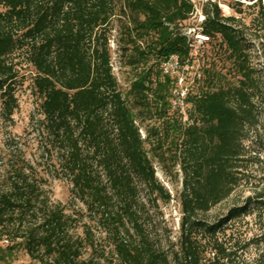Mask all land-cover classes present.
<instances>
[{"label":"trees","instance_id":"16d2710c","mask_svg":"<svg viewBox=\"0 0 264 264\" xmlns=\"http://www.w3.org/2000/svg\"><path fill=\"white\" fill-rule=\"evenodd\" d=\"M244 1L251 3L248 8H259L263 34L258 39L264 53L263 2ZM245 2H236L240 15ZM193 12L190 0H0V99L5 114L11 117L17 108L12 57L21 53L35 70L38 127L46 133L49 150L58 154L60 174L95 220L77 234L79 216L51 202L43 180L29 165V173L26 166H14L0 190L4 259L23 250L38 264H225L226 253L216 240V255L205 260L198 236L215 238L249 206L234 208L213 224L201 216L232 193L234 161L242 154L245 127L254 118V100L264 108V92L251 61L254 45L237 26L239 19L224 17L217 3L208 1L202 8L208 47L223 51L240 79L219 86L222 76L205 69L201 90L188 96L189 121L170 114L172 80L159 66L174 55L182 64L188 59L182 30ZM117 15L126 22L124 35L131 46L125 50L130 53L127 65L139 70L126 94L111 66L110 24ZM130 97L150 113L155 107L160 128L151 129L145 139L128 105ZM146 142L152 144L153 159L167 157L183 172L177 251L165 249L143 218L141 191L166 204L172 200L156 177ZM260 241L263 249L255 264H264V236Z\"/></svg>","mask_w":264,"mask_h":264},{"label":"rangeland","instance_id":"374dc122","mask_svg":"<svg viewBox=\"0 0 264 264\" xmlns=\"http://www.w3.org/2000/svg\"><path fill=\"white\" fill-rule=\"evenodd\" d=\"M208 1L217 3L224 17L239 19L237 26L245 30L247 40L254 45L251 61L256 70L255 76L260 80L264 92V53L261 46L263 41L258 39V36L263 34L258 24L259 8H248L247 5L251 3L241 0L246 5L243 7L244 13L240 15L236 11L237 0H190L199 12ZM262 2L264 6V0ZM194 18L195 16L186 24L187 28L194 26ZM125 24V20L118 15L113 17L109 37L112 73L124 94L129 91L131 82L139 72L127 65V56L130 53L125 50L131 46L125 39ZM217 49L212 50L210 46H206L200 51L197 61L193 62L183 74L188 84L191 85L195 80L191 90L194 94H198L204 85L205 69L215 71L222 76V81L218 82L219 86L235 85L240 79V76L230 68L231 65L226 61L223 51ZM12 62L18 75L15 81L17 108L13 115L8 117L0 99V190L14 166L29 165L35 176L43 180L51 202L65 206L68 214L79 216L76 232L80 235L84 224L95 225V220L84 204L76 199L70 181L60 174L58 154L49 150L46 133L43 128L38 127L37 122L41 115L40 102L33 86L34 68L21 53L13 56ZM149 100H152L151 97ZM128 105L137 114L136 123L144 133L142 138L145 139L151 129L160 128L153 104L151 113L137 105L132 97L129 98ZM253 115L252 123L244 130L242 154L234 161L233 174L236 185L232 193L201 218L204 222L213 224L225 218L234 208L249 206V209L246 214L222 227L215 238L208 235L202 237L199 234L205 260H210L216 255L217 251L213 247L215 240L221 244L226 253V258L223 260L225 264H255L262 253L263 244L260 240L264 236V108L257 100H254ZM144 147L152 159L158 181L168 190L172 200L166 204L158 200L156 194L150 195L147 191H141L143 218L152 236L160 241L165 249L177 251L182 222L179 196L182 191L183 172L180 165H173L167 157L153 159L152 144L149 142L144 143ZM26 171L31 172L28 167ZM6 246V241H0V247ZM2 256L0 254V264H38L30 260L23 250L16 251L12 257L4 259Z\"/></svg>","mask_w":264,"mask_h":264},{"label":"built area","instance_id":"2783aa9c","mask_svg":"<svg viewBox=\"0 0 264 264\" xmlns=\"http://www.w3.org/2000/svg\"><path fill=\"white\" fill-rule=\"evenodd\" d=\"M195 16V23L193 27L182 30V35L186 37L189 48V57L182 64L179 56L174 55L163 61L159 70L163 76L169 77L172 80V88L170 90V114L178 115L182 118L183 122H187L189 119V113L191 112L192 106L188 101V96L194 85L188 84L183 74L187 69L192 66L193 62L197 61L200 57V51L204 49L210 43V37L203 31V23L205 16L198 11V8L194 7V12L191 14V18ZM191 88V89H190ZM141 135L144 136L143 131H140Z\"/></svg>","mask_w":264,"mask_h":264}]
</instances>
